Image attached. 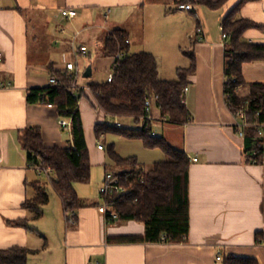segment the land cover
<instances>
[{"label":"crops","instance_id":"0c3cea01","mask_svg":"<svg viewBox=\"0 0 264 264\" xmlns=\"http://www.w3.org/2000/svg\"><path fill=\"white\" fill-rule=\"evenodd\" d=\"M239 1L229 0L218 9L192 3L194 8L187 10L193 13L195 26L188 34L190 44L180 49L196 55V72L188 77L185 98L193 121L174 126L153 110L152 128L157 132L161 128L192 162L189 242L170 245L108 243L109 235L144 234L146 228L134 220L108 223L103 206L81 208L77 223L70 225L60 196L58 212L50 208L49 198L38 217L23 205L34 196L32 182L40 181V175L29 166L21 131L40 126L47 146L65 147L72 141L71 129L60 124L57 108L28 103L27 91L49 85L54 70H65L67 62L75 61L70 56L73 46L90 50L89 42L95 41L97 48L104 47L115 28L127 30L132 45L145 0H0V82L6 86L0 89V249L18 245L35 251L28 264H224L228 254L264 264V165L248 161L247 137L239 134L224 95L229 39L223 38L222 20ZM68 8L77 11L74 18L61 13ZM240 16L259 24L244 33V40L264 43V0L248 1ZM76 70L79 73L77 62ZM242 73L245 84L237 92L246 96L250 84L264 83V61L245 62ZM89 82L81 85L85 88ZM84 92L79 108L93 163L92 140L99 141L95 126L109 118L87 87ZM95 150L103 156L98 162L105 164V150L98 146ZM16 220H26L29 228L10 225Z\"/></svg>","mask_w":264,"mask_h":264},{"label":"trees","instance_id":"16d2710c","mask_svg":"<svg viewBox=\"0 0 264 264\" xmlns=\"http://www.w3.org/2000/svg\"><path fill=\"white\" fill-rule=\"evenodd\" d=\"M229 0H177L180 4H199L211 9L224 6ZM250 0H240L229 10L222 20V31L227 34L224 65V95L233 114L239 109L246 110L249 125L245 128L247 148L245 153L249 162L264 165V83L250 84V93L241 96L237 89L245 84L242 66L245 62L264 61V43L244 40V33L259 24L240 16L242 6ZM200 26L196 32H199ZM129 40V41H127ZM129 32L123 28L113 29L106 37L104 53L118 63L111 82H89L97 104L108 115L111 122L131 118L135 123L143 122L141 127H117L108 121L97 123L96 138L105 146L107 133L113 132L130 139H140L148 148H159L167 159L156 161L146 170L141 171V162L136 156L124 157L115 148L108 145V161L114 166L106 173L119 178L127 192L122 195H105L104 202H89L76 190V183L91 181L92 162L87 146L84 124L79 102L84 97V86L78 83L75 70H54L52 76L57 84L50 83L43 87L30 88L26 99L30 104L55 106L62 119L71 120V144L65 147L47 146L42 129L38 125L21 131L20 140L28 156L30 168L50 166L52 173L44 174L51 181L55 192L60 196L66 214L83 207L105 206L116 214V219L106 218L108 223L115 221H138L145 225L144 234H120L107 236L110 244H185L190 234V166L188 154L173 146L163 135L153 134V110H159L162 121L174 125H185L193 121L192 113L184 103L188 86V77L196 72V55L192 50H183L189 58L186 67L177 69V78L165 80L160 77L157 57L148 51H131ZM151 100L152 120H148L145 102ZM150 126V127H148ZM106 149V147H105ZM34 196L24 202V207L35 213L43 214V207L49 201V195L41 181L32 182ZM13 226L29 228L26 220L9 222ZM263 235L257 234L259 241ZM35 251L12 246L0 249V264H28V259ZM224 264H259L256 258L240 257L228 254Z\"/></svg>","mask_w":264,"mask_h":264},{"label":"rangeland","instance_id":"374dc122","mask_svg":"<svg viewBox=\"0 0 264 264\" xmlns=\"http://www.w3.org/2000/svg\"><path fill=\"white\" fill-rule=\"evenodd\" d=\"M145 2V6L142 7V19L137 25L138 38L133 40L131 51H148L153 53L157 57L159 63L160 77L165 80H174L177 78V69L188 65L189 60L181 51L180 46L184 47L190 44L191 39H189L188 34H191L193 31L195 18L193 13L180 8L177 0H145ZM164 11L167 13L165 16L163 14ZM79 46H76V48L72 50L73 54L70 55L71 58H74L75 64L77 62L80 68L78 83L80 82L81 84L84 80L103 82L107 78L108 72L112 73L114 71L113 62L115 59L105 55L103 46L97 48L95 41L89 42V51H91V55L88 53L87 56H84L75 53V50H77ZM89 66L94 67L93 77H83L84 72ZM86 87L94 97L93 91L88 86ZM86 87L84 89H86ZM93 99H95V97ZM155 112L157 114L156 110ZM122 121L128 128L141 127L143 125L135 123L131 118L122 119ZM153 129L158 135H163L161 128L159 132H157L154 127ZM101 138L105 139V162L109 159L106 151L108 145L111 143L115 144L116 151L120 155L124 157L136 156L141 162V171L148 170L156 161L167 159L166 154L161 149L148 148L140 139L126 138L113 132L107 133L106 136ZM100 142L103 143L102 139H100ZM92 143L91 153H93L95 162L92 163L91 181L89 183H76L75 187L82 198L102 204L104 202V196L100 189L105 183L106 171L112 170L114 166L109 165L106 168L103 162H98V159H103V156L95 150L99 141L94 142V140H92ZM38 179L43 183L51 199L50 208L58 212L60 208V199L50 179L45 175L38 176ZM119 222L120 221H115V223ZM54 246L55 243L53 247Z\"/></svg>","mask_w":264,"mask_h":264},{"label":"built area","instance_id":"2783aa9c","mask_svg":"<svg viewBox=\"0 0 264 264\" xmlns=\"http://www.w3.org/2000/svg\"><path fill=\"white\" fill-rule=\"evenodd\" d=\"M179 7L186 9V10H191L194 8L191 4H184V3L180 4ZM61 13L63 14V16H66L68 18H74L77 15V11L75 9H72V8L64 9L61 11ZM199 32L202 33L201 28H199ZM227 37H228L227 34L223 33V38H227ZM127 41H129V40H127ZM73 48L75 49L76 46H73ZM75 53H79V54L87 56L89 53V50H88V47L86 45H81L78 47L77 50H75ZM2 59H3V55H2V52L0 51V63L2 62ZM116 67H118V63L115 61L114 69ZM65 69H68L69 71L75 70L76 69L75 61L67 62ZM113 77H114V72H112L108 75L107 81L111 82ZM50 83L57 84L58 79L56 77L52 76L50 78ZM3 87H6V86L4 85L3 82H0V89ZM188 90H189V87L188 86L185 87L184 93L186 94L188 92ZM184 103L186 104L185 100H184ZM145 106H146V112L149 114L148 120H152V116L150 115L152 103H151L150 99L146 100ZM234 116L237 119V128L239 130V134L244 136L245 135V128L249 125L245 108L237 110L236 113L234 114ZM108 122L114 124L117 127H125V125L121 121L111 122L109 120ZM60 124L63 127H67V128L71 129V120H69V119H62L61 118ZM148 127H150V126H148ZM151 132L153 134H156V132L154 131L153 128H151ZM259 133L261 135H263L264 130H259ZM97 146H98V149L105 150V146L103 143L99 142ZM197 160H198V158H194V161H197ZM253 163H255V160L253 161ZM52 171L53 170L50 166H47L46 168L40 167V168H37V170H36L37 174L40 176H42L44 174L52 173ZM100 191H101V193H103L105 195H112V194L122 195V194H125L127 192V189L123 184H121L119 178L115 177L112 173H108V174H106L105 183L101 187ZM103 210H104L106 218L108 217L110 219H116V217H117L116 214L114 212H109V209H107V207L103 206ZM67 219L70 221V223H74L75 222V212H69L67 214ZM217 258L220 260V259H222V256L219 255Z\"/></svg>","mask_w":264,"mask_h":264},{"label":"water","instance_id":"95a60500","mask_svg":"<svg viewBox=\"0 0 264 264\" xmlns=\"http://www.w3.org/2000/svg\"><path fill=\"white\" fill-rule=\"evenodd\" d=\"M85 77H91L92 76V66H89L87 70L84 73Z\"/></svg>","mask_w":264,"mask_h":264}]
</instances>
